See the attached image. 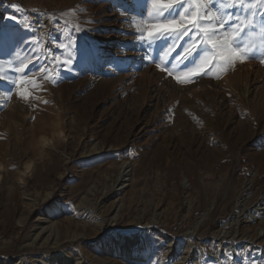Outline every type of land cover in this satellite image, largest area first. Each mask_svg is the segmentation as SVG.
I'll return each instance as SVG.
<instances>
[{"label":"rangeland","instance_id":"374dc122","mask_svg":"<svg viewBox=\"0 0 264 264\" xmlns=\"http://www.w3.org/2000/svg\"><path fill=\"white\" fill-rule=\"evenodd\" d=\"M119 3L135 4L133 18ZM150 10L151 0H0V29L40 40L0 48V62L36 73L10 94L0 82V264H264L254 211L264 207V62L257 52L177 84L141 50L132 61L119 52ZM70 33L91 54L65 64L71 48L54 41ZM189 42L176 41L172 62ZM250 63L254 73L240 74ZM41 65L55 69L47 80ZM0 71L18 75L9 63ZM123 165L131 181L117 215L109 195Z\"/></svg>","mask_w":264,"mask_h":264},{"label":"snow or ice","instance_id":"6c2138e0","mask_svg":"<svg viewBox=\"0 0 264 264\" xmlns=\"http://www.w3.org/2000/svg\"><path fill=\"white\" fill-rule=\"evenodd\" d=\"M115 6L121 9L122 15L136 11L134 3H119ZM13 7L19 8L18 5ZM143 24L149 27L138 28L135 37L143 52V59L155 63L161 71L172 76L177 84L195 83L196 78L211 76V69L217 65L227 67L237 61L244 62L256 58L257 52L261 62H264V0H151V10L147 20L141 21ZM189 35L191 42L184 47L183 54L172 62L170 54L175 50L176 41ZM255 37L259 38L258 48ZM54 42L60 48H71L65 64H71L74 58L83 59L91 54L85 46L75 42L71 33L65 39ZM20 43H30L35 48L39 46L40 40L33 37L32 41H20L13 33L0 29V48L18 47ZM157 47L159 52L154 56L152 52ZM0 63H9L13 72L18 74L9 76L7 72L0 71V82L10 85L9 94L13 87L18 86L17 81L36 76L35 72L25 71L27 66L20 67L12 61ZM33 63L39 64V56ZM56 67L63 68L65 65L57 63ZM67 70L71 71V68ZM54 71L43 65L37 68V72L44 74L40 77L43 80L49 79L48 73ZM51 82L55 84L58 80L52 78ZM33 86L37 89L42 87L38 81H33ZM19 95L28 99L24 92Z\"/></svg>","mask_w":264,"mask_h":264},{"label":"bare ground","instance_id":"6f19581e","mask_svg":"<svg viewBox=\"0 0 264 264\" xmlns=\"http://www.w3.org/2000/svg\"><path fill=\"white\" fill-rule=\"evenodd\" d=\"M133 13L131 14H128L127 19H130V18H133ZM116 23V22H115ZM126 23H122L121 26V29L119 30L120 32L122 33H125L127 30H126V27L125 26ZM115 30H118V27L115 25L114 28ZM136 32V30H132L131 33H134ZM121 34V33H120ZM119 36V35H118ZM118 36L117 39L119 38ZM121 36H123V34H121ZM122 38V37H121ZM115 41H116V38H115ZM115 41L113 42L114 44L113 45H110L109 47H107V53H113L116 51V45H115ZM135 38L133 36H130L128 37V39L126 40V43L123 45V48L120 49L119 52L125 54L127 56V59L129 60H134L135 57L139 56L141 53L139 52L140 51V48L137 47V49H132V51H129V52H125V50L127 51L129 48H132L133 45H135ZM128 48V49H127ZM247 70V73H254V69H253V65L250 63L248 64L247 66H245V68L243 70H239V73L241 74L242 71H245ZM130 75V74H129ZM236 75V74H235ZM239 75V74H238ZM248 75V74H247ZM241 76V75H240ZM239 76V77H240ZM230 78V79H229ZM234 79V78H233ZM244 81V80H243ZM261 80L260 79H257L255 82L251 83V85L248 87V88H245V96H248V94H255L254 93V89H256L259 84H260ZM212 88L216 89V92L219 93L218 89L220 88L216 83L214 82H211L209 83ZM222 85V84H221ZM223 85L230 88L231 86V77H227L223 80ZM247 85V84H246ZM245 86V85H244ZM227 89V88H226ZM221 92V91H220ZM234 93V92H233ZM220 94V93H219ZM51 144L50 141L48 140H43V146H49ZM52 146V145H51ZM55 147V146H54ZM30 169V165H27V171H29ZM26 171V172H27ZM130 170H128V166H122L121 167V171H120V175L117 179V183L113 185L112 187V193H110L109 197L112 196L115 201H116V206H115V213L118 215L120 210H121V204H120V197H119V193H121L125 188H127L130 184L129 182L131 181V177H130ZM262 201H264V199H262ZM264 206V204H262ZM260 205V206H262ZM241 207L240 204H236L235 208L238 210V208ZM255 215L256 216H259L261 213H264V207L262 208H259V209H255ZM116 215V216H117ZM236 216V215H235ZM237 217V216H236ZM239 217V216H238ZM146 251H129L127 252V256L130 257V258H144V257H147L148 255L145 254Z\"/></svg>","mask_w":264,"mask_h":264},{"label":"crops","instance_id":"0c3cea01","mask_svg":"<svg viewBox=\"0 0 264 264\" xmlns=\"http://www.w3.org/2000/svg\"><path fill=\"white\" fill-rule=\"evenodd\" d=\"M254 40H255V45L256 46H259V38L258 37H255ZM249 42H251V41H249Z\"/></svg>","mask_w":264,"mask_h":264}]
</instances>
